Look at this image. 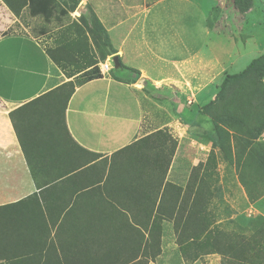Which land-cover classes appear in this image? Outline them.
Here are the masks:
<instances>
[{"label": "crops", "instance_id": "obj_1", "mask_svg": "<svg viewBox=\"0 0 264 264\" xmlns=\"http://www.w3.org/2000/svg\"><path fill=\"white\" fill-rule=\"evenodd\" d=\"M1 5L9 27L0 30V207H8L4 217L10 219L7 225L13 237L21 248L40 255L36 258L40 264H121L137 253L140 259L151 223L165 214L157 212L163 191L162 185L158 193L162 157L169 165L166 180L182 187L178 178L170 179L183 153L177 150L172 157L160 135L167 133V139L180 143L182 127L195 124L196 116L184 108L162 124L158 109L167 100L179 107L178 99L164 97L169 90L175 95L174 89L183 88L192 95L191 80L197 73L190 64L198 52L190 46L197 43L196 26L189 38L179 36L172 25L175 21L166 24L168 17L156 14L148 25L143 22L142 43L151 60L157 61L155 65L161 62V67L170 65L175 73L153 78L136 69L134 84L121 83L106 73L78 87L64 112L75 145L66 136H24L32 155L27 162L8 114L55 88L62 74H56L36 37ZM13 25L16 28L9 30ZM5 29L9 33L1 36ZM202 30L208 33L206 19ZM157 49H165L171 57L157 54ZM115 50L121 60V49ZM144 82L153 87L152 95L142 92ZM149 135H154L158 150L141 143L135 146ZM192 156L191 169L198 163L197 155ZM174 196L169 188L166 203L171 201L172 206ZM161 236L172 238L173 230L162 223ZM170 261L180 264L167 250V255L150 264Z\"/></svg>", "mask_w": 264, "mask_h": 264}, {"label": "rangeland", "instance_id": "obj_2", "mask_svg": "<svg viewBox=\"0 0 264 264\" xmlns=\"http://www.w3.org/2000/svg\"><path fill=\"white\" fill-rule=\"evenodd\" d=\"M57 2L67 10L68 15L59 16L56 13L53 15L55 19L47 23L40 16L31 17L28 9L25 8L18 19L29 34L36 37L35 39L41 46L48 48L58 46L60 35L66 26L72 23L83 26L81 17L84 21L87 20L89 16L87 8H90L100 25L107 31L111 45L115 49H121L120 62L126 67V70L137 71L142 68L147 71L148 77L153 78L159 77L163 73L172 76L175 71L170 65L161 67V62L155 65L157 61L151 60L149 49H146L142 43L145 42L141 34L143 22L148 25V22L156 14L161 15L163 19L168 17L166 24L171 23L172 20L175 21L172 22V25L177 27L179 36L184 35L189 38L193 34V25L196 26L194 31L197 43L194 47L190 46L192 51L194 49V52H198L195 61L190 64V68L194 67L197 73L191 80L192 95L183 88L174 89L175 95L169 90V93H166L164 97L172 101L178 99L179 107L176 103L167 100L158 109V121L162 124L178 117L184 108L196 116L195 124L182 127L184 136L181 137L180 143L170 138L167 139V133L160 135L163 138V147L165 150L168 147L172 157L177 150L178 154L183 153L179 162L180 166L175 171L173 169V178L170 180L175 181V178H178L176 182H182V187H178L181 188L182 193H185L183 195L194 197L203 170L206 169L207 174L213 171L210 179L207 176L205 178L209 191H212V194L206 196V199L210 203L209 209L216 214V223L221 224V230H223L224 224L227 231L245 235L257 232L260 236L262 223L260 219L264 218V162L260 161L264 158V125H258L259 128H256L251 134H238L237 132L234 134L228 129L231 136L229 151L224 152L223 133H221L222 138L218 137L219 135L214 130V124L220 125L222 130L230 128V123L226 122H228L227 114L235 113L232 106L220 101L211 106L206 113L202 112L200 107L214 101L225 75L238 73L252 60L264 56V0H77L75 6L69 0H57ZM1 4L0 1V30L9 27V19L5 16ZM144 9L148 10L147 14L143 12ZM205 19L208 33L206 30H202ZM11 27L13 28H9L11 31L16 28L14 25ZM84 31H86L85 25ZM156 32L159 33L157 30ZM86 36L85 44L91 48L93 40L88 34ZM203 38L205 41L202 44L199 43ZM93 50L99 54L95 43ZM156 52L159 55L171 57V54L165 49H157ZM116 55L119 56V54ZM109 58L106 57L104 61H100L98 68L101 69L104 63L111 66ZM55 71L57 75L61 76L59 69ZM110 72L111 70L107 73L110 74ZM124 75H129L128 71ZM254 75L253 80L231 87L228 101H233L236 92L248 93L260 88L259 83L261 82L262 89H259L258 92L263 97L254 103L253 114L257 112L264 115V66ZM64 79L62 76L60 80L64 81ZM147 83L149 84V82ZM142 92L152 95L144 89ZM203 95H206V98L202 102L198 101V98ZM239 99L234 102H238ZM198 115L202 116L200 117L201 121H198ZM249 140L251 142L246 144ZM217 142L222 147L216 146ZM252 144L256 145L251 148ZM193 154L197 155L195 160L199 164L196 163L197 166L195 165L196 167L191 169L189 160L193 159ZM238 162L240 163L239 167H237ZM243 164L246 165L249 172L251 169L252 175L257 178L254 200L248 198L240 182L239 176ZM260 164L262 165L261 169H259ZM200 165L202 167H199ZM162 223L170 231L173 230V237L165 236L163 238L161 236V252L156 259L167 255V250H171L180 264H222L223 258L219 254L196 255L194 245H189L188 241L181 246L178 245L173 221L161 222L160 228ZM171 243H173L172 247ZM153 262L149 261L148 264ZM168 264L177 263L170 261Z\"/></svg>", "mask_w": 264, "mask_h": 264}, {"label": "trees", "instance_id": "obj_3", "mask_svg": "<svg viewBox=\"0 0 264 264\" xmlns=\"http://www.w3.org/2000/svg\"><path fill=\"white\" fill-rule=\"evenodd\" d=\"M0 1L16 19L21 17L20 14L25 8L28 9L31 17L40 16L47 23L55 19L53 15L56 13L59 16L68 15L67 10L57 0ZM69 1L74 6L77 4V0ZM87 9L89 12L87 20L84 21L81 17V22L85 25L86 31H84V25L72 23L66 26L64 32L61 33L58 46L43 47L53 67L59 69L63 78L68 81H61L52 90L8 114L27 162H30L32 155L28 153L29 147L24 136H66L67 140L74 144L64 123L66 105L78 87L92 80L102 78L103 75L98 68L99 62L104 61L106 57L114 56L118 52L111 45L107 31L100 25L92 10L90 8ZM8 33L9 31L5 30L1 33V36H5ZM86 34L92 38L93 44L95 43L100 55L93 50V44H91V48L85 44L87 40ZM68 35L70 36L68 37ZM263 66L264 56H261L252 60L242 71L225 75L219 85L214 101L200 107V110L206 113L211 106L220 101L225 102L226 105L229 103L232 106V110L235 113L227 114L228 122H226L230 123V128H223L222 130L220 125L214 124V130L219 135L218 137L222 138L221 133H223L224 152L229 151V139L231 136L228 129L234 134L236 132L238 134H251L256 128H259L258 125H264V115L257 112L253 114L254 103L257 99L263 97L258 92L259 89H262L261 82L259 83L260 88L248 93L236 92L233 101H228L229 89L237 84L240 85L245 81L251 80L255 77L254 73ZM127 71L129 75L119 76L112 71L110 75L121 83L134 84L139 72L133 69H127ZM143 89L147 93L154 92L153 87L147 82H144ZM238 98H240L239 101L234 102ZM153 138L154 135H149L136 142L135 146H140L141 143L146 144V149L158 150ZM250 142L251 140L247 141L246 144ZM255 145L252 144L251 148ZM216 146L222 147L218 142ZM90 155L98 157V155ZM260 161L264 162V158ZM239 166L240 163L238 162L237 167ZM199 167H202V165ZM261 168L262 165L260 164L259 169ZM168 170L169 165L165 158L162 157V167L159 168L158 193L162 185L163 191L157 212L165 214L161 218H157L158 220L154 219L151 223L148 237L142 247L141 258L139 259V254L137 253L135 256L121 262V264H148L149 261L153 262L161 252L160 223L171 220L173 221L176 243L181 246L188 241L189 245H194L196 255L219 254L223 258L222 264H264V218L260 219L262 222L260 236L257 232H252L249 235L230 232L227 231L224 224L223 230H221V224L216 223V214L209 209L210 203L206 199V196L211 195L212 191H209L205 178L207 176L210 179L213 171L207 174L206 169L203 170L196 193L194 197H190L183 195L180 187L166 180ZM239 177L248 198L254 200L255 181L257 178L252 175V170L250 169L249 172L246 165L243 164ZM169 188H172L175 192L172 206L170 205L171 201L167 204L165 200ZM7 210L8 207H0V264H40V259L36 260L37 257L40 258V255L29 252L17 244L9 225H7L10 219L9 217H4V215L9 214ZM167 210L170 211L168 215L166 214ZM143 240L144 237H142Z\"/></svg>", "mask_w": 264, "mask_h": 264}, {"label": "water", "instance_id": "obj_4", "mask_svg": "<svg viewBox=\"0 0 264 264\" xmlns=\"http://www.w3.org/2000/svg\"><path fill=\"white\" fill-rule=\"evenodd\" d=\"M110 63L112 66L111 71L114 72L115 74H117L119 76H123L126 73L127 70L121 64L118 55L112 56L110 58Z\"/></svg>", "mask_w": 264, "mask_h": 264}, {"label": "built area", "instance_id": "obj_5", "mask_svg": "<svg viewBox=\"0 0 264 264\" xmlns=\"http://www.w3.org/2000/svg\"><path fill=\"white\" fill-rule=\"evenodd\" d=\"M100 69V68H99ZM111 70V66L108 63H104L100 69L101 74H105Z\"/></svg>", "mask_w": 264, "mask_h": 264}]
</instances>
